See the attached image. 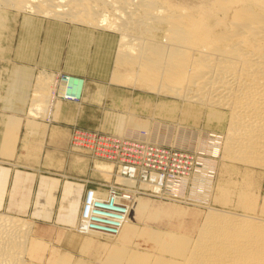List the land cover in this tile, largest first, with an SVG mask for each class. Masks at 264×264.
Listing matches in <instances>:
<instances>
[{"label": "rangeland", "instance_id": "rangeland-1", "mask_svg": "<svg viewBox=\"0 0 264 264\" xmlns=\"http://www.w3.org/2000/svg\"><path fill=\"white\" fill-rule=\"evenodd\" d=\"M30 6L22 11L16 6L0 4V214L28 224L25 227L28 232L24 230L26 235L21 233L27 237V242L25 238V243L21 241L27 248L19 246L25 250L24 255L22 249L18 251L19 256H24V259L20 256L22 261L25 264H111L106 261L108 251L121 243L119 238L83 235L76 229L78 214L85 208L90 190H104L110 198L114 194L121 199L120 205L133 203V198L124 192L131 190L137 193L134 196L158 208L173 206L175 211L168 220L164 217L156 221L146 217L132 220L140 229L147 223L156 229L157 222L166 229L176 220L178 208L185 210L190 215L180 218L187 228L193 222L196 224L194 231L189 232L193 237L207 211L231 210V203L222 205L214 199L218 186L226 187L234 179L230 169L235 164L224 159L221 145L226 141L227 122L208 123L205 114L193 123L187 121L183 118L186 104L183 98L165 93L162 88L154 90L157 85L149 88L148 82V86L145 82H136L137 74L142 72L140 68L127 65L128 68L122 69L124 73L129 69V74L123 75V71L116 69L117 53L123 48L118 31L67 16L64 19L55 18L52 13L44 16ZM104 15L106 23L113 18L109 13ZM118 73L126 76L124 81ZM130 74L134 79L129 81ZM114 76L118 78L115 81ZM64 77L69 78L65 93L60 83ZM118 80L122 82L117 83ZM73 81L79 82L73 84ZM39 86H43L45 93ZM36 99L43 103L39 104V114L34 116L29 111ZM161 103L175 106V112L171 114L168 107L160 112ZM220 111L227 113L226 109ZM130 119L147 123L148 133L141 132L147 134L145 137L123 133V123ZM160 123L175 127L171 132L163 128L170 135L166 141L155 139L154 132L162 129ZM29 124L35 126L33 132ZM180 125L190 127L194 134L204 138L201 150L186 149L176 142ZM95 134L98 144L87 148L90 137ZM214 138L221 141L215 154L210 146ZM152 149H160L163 154L151 152ZM209 159L215 164L213 177L217 188L208 203L204 198L201 200L197 187L205 177L202 164ZM97 163L113 165L111 175L97 169ZM133 165L142 168L135 186L122 181L120 174L121 167ZM154 171L164 175V185L159 190L150 184L149 175ZM122 175L129 176L126 172ZM254 175L263 192L264 171L257 169ZM181 177L188 178L190 187L195 186L196 190L183 195L176 187L167 185ZM222 182L228 184L222 185ZM128 245L147 249L151 243L136 234Z\"/></svg>", "mask_w": 264, "mask_h": 264}, {"label": "bare ground", "instance_id": "bare-ground-1", "mask_svg": "<svg viewBox=\"0 0 264 264\" xmlns=\"http://www.w3.org/2000/svg\"><path fill=\"white\" fill-rule=\"evenodd\" d=\"M0 4L16 6L20 10L31 5L44 16L51 13L59 19L67 16L78 22L118 31L123 48L118 49L116 69L140 68L143 73L137 74L136 82L149 83V88L157 85L154 90L162 88L165 93L183 98L186 103L183 118L187 121L193 123L205 114L208 123L228 124L226 141L221 145L224 159L235 164L230 167L234 179L228 185L222 182L226 187H216L214 199L222 205L231 203V210L210 208L193 237L190 233L196 224L193 222L192 227L187 228L181 220V216L190 215L185 210L177 207L176 220L166 229L159 227L160 222L156 229L150 228V223L140 229L134 220L139 221L142 217L152 221L160 217L168 220L175 211L173 206L158 208L146 199L134 196L137 193L131 190L124 192L133 198V203L120 205L121 199L114 194L110 198L105 196L104 190H93L86 203V212L81 208L78 214L76 229L83 235L119 238L121 243L108 251L106 261L111 264H264V191L254 178L255 170L264 171V0H0ZM106 13L113 17L108 23ZM71 18L69 21H76ZM129 71L118 75L123 78L122 74L127 75ZM132 74L131 78L127 77L129 81L134 79ZM116 76L112 77L113 81L118 79ZM119 80L116 82H122ZM77 82L73 81V84ZM60 83L65 93L69 78L64 77ZM36 94L34 96H38ZM37 99L29 111L34 116L39 114V104L43 103ZM166 107V103H161L158 110L163 112ZM168 108L171 114L175 112V106ZM225 109L227 113L220 111ZM161 126L158 133L153 130L154 136L158 141H166L170 137L166 130L171 132L175 127ZM148 127L146 122L130 119L123 123L122 131L145 137L147 134L141 132H147ZM29 128L33 132L35 126L29 124ZM177 132L176 142L181 147L201 150L204 138L201 139L199 133L194 134L185 125L178 126ZM208 136L205 137L207 140ZM212 136L215 137V133ZM89 140L87 148L94 147L96 134ZM136 140L131 141L139 142ZM214 141L210 146L215 154L221 141ZM202 165L205 177L197 188L201 200L204 198L209 203L216 189L215 164L209 159ZM95 167L111 175L113 165L97 163ZM124 172L129 176L122 175ZM120 174L122 181L135 186L142 168L139 165L121 167ZM149 177L155 190L162 188L164 175L154 171ZM167 185L176 187L183 195L196 190L195 186L190 187L186 177ZM27 226L20 219L0 214V264H25L24 256L21 254V258L18 251L26 247L23 240L27 242V237H22L21 233L27 231ZM136 234L149 241L151 246L147 249L129 246L128 242ZM22 253L24 255L25 250Z\"/></svg>", "mask_w": 264, "mask_h": 264}, {"label": "built area", "instance_id": "built-area-1", "mask_svg": "<svg viewBox=\"0 0 264 264\" xmlns=\"http://www.w3.org/2000/svg\"><path fill=\"white\" fill-rule=\"evenodd\" d=\"M96 144H98V139H97ZM151 152H154V153H157V154H163V151L160 150V149H159V150H154V149H152ZM165 154H166V153H165ZM127 174H128V173H127ZM91 195H92V193H91V191H89V192H88V195H87V202H86V203L89 202V200H90V198H91ZM86 207H87V205H85L84 212H86Z\"/></svg>", "mask_w": 264, "mask_h": 264}]
</instances>
